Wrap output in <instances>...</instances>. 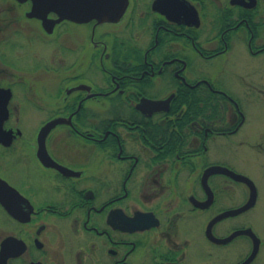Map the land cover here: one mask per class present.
Instances as JSON below:
<instances>
[{
	"label": "flooded vegetation",
	"instance_id": "af4514ba",
	"mask_svg": "<svg viewBox=\"0 0 264 264\" xmlns=\"http://www.w3.org/2000/svg\"><path fill=\"white\" fill-rule=\"evenodd\" d=\"M29 10L40 32L12 28L7 47L50 52H33L30 68L6 62L37 71L38 91L29 75L0 81L12 91L4 127L13 131L0 142V179L26 213L0 201V264L245 263L253 236L220 239L253 230L236 220L257 203L221 218L251 190L238 201L239 182L209 170H233L221 150L251 145L249 108H264V0H128L117 21L63 19L51 32ZM22 113L43 116L35 134L12 124ZM58 119L41 156L39 132ZM257 236L246 264H264Z\"/></svg>",
	"mask_w": 264,
	"mask_h": 264
},
{
	"label": "rangeland",
	"instance_id": "374dc122",
	"mask_svg": "<svg viewBox=\"0 0 264 264\" xmlns=\"http://www.w3.org/2000/svg\"><path fill=\"white\" fill-rule=\"evenodd\" d=\"M29 9V4L18 6L17 2L14 0H0V81L5 80L4 77L9 74L29 75L30 80L34 81V88L32 84L31 90L36 92L40 89V85L38 81H36L38 72L27 73V71L19 67H32L34 64H37V61L34 60L32 56L33 52L40 51L46 56L50 52V49L40 48L38 51H34V47L36 46L32 45L33 47H31V44L29 45L27 42H22L20 44L24 47L20 53H17V51L10 45L7 47V35L12 32V28L15 30L16 28L32 26L40 32V25L37 20L25 18V16H23L24 12ZM11 17H14L13 23L11 22ZM16 17H19V22H17ZM17 37L22 39L21 34L17 35L15 40L19 39ZM6 62H13L14 65L17 64L19 67L12 68ZM257 107V105H251L249 108V123L245 128L248 130V135L252 140V144L239 145L232 148L223 146V149L221 150V158L224 159L223 161H228L234 171L244 174L254 181L258 191L257 204L250 212L239 217L238 220H236V223L239 224L241 221L247 222V218L250 219V224L252 225L254 232L264 238V108L259 109ZM42 118L43 116L41 114L39 115L36 113L15 114L12 116V124L17 126L19 124L20 127L25 130L26 134L30 136L36 133L42 122ZM240 137L241 134L238 138L240 139ZM235 187L238 189L239 201L241 199L240 197H242V195L245 196L247 193V186L243 183H238L235 184ZM2 216L3 214L0 211V238L4 237L7 232V223L3 220L4 218H2ZM236 242L239 249L245 245L246 236L239 237ZM222 252L223 255L225 253L228 254L229 248H222ZM262 257L264 258V249L260 259Z\"/></svg>",
	"mask_w": 264,
	"mask_h": 264
},
{
	"label": "water",
	"instance_id": "95a60500",
	"mask_svg": "<svg viewBox=\"0 0 264 264\" xmlns=\"http://www.w3.org/2000/svg\"><path fill=\"white\" fill-rule=\"evenodd\" d=\"M20 3H26L31 1L32 6L30 11L28 12L29 17H37L43 20L44 27L47 29L48 32L52 31V28L56 25V23L62 21L63 19H69L75 22L83 23L88 22L91 20H98L99 22L103 21H117L119 20L127 5L128 0H16ZM51 13H55L58 15V18L54 19L49 17ZM12 96L11 89L0 87V142L5 144H11L13 140V131L6 130L4 125L7 119L9 118V108L8 103ZM59 122L58 120H52L48 122L45 126H43L39 132L38 141H39V155H45L44 151L46 152L45 141L48 133L51 129ZM41 152V153H40ZM214 171H221L238 182H243L247 184L251 190L250 199L247 203L243 206L232 209L224 212L221 218H224L229 215H236L247 209L253 207L257 202L258 191L254 181L241 173L235 172L227 167L218 166L209 170V173ZM4 187L10 189L15 194L14 203L13 205L8 204L5 196H6V189ZM17 197L23 198L20 193L15 190L13 187L9 186L5 181L0 179V201L2 204L8 209V211L14 215L18 219H25L24 215H26L25 211L21 208L16 206L18 203ZM29 215V213H27ZM29 216H27L28 218ZM241 234H248L254 237L255 247L253 254L248 258V260L243 263H249L253 260L259 250L260 239L257 235L253 232L251 228L248 229H240L235 231L233 234L226 238L220 239L222 243H226L231 241L234 237L241 235ZM9 239L3 242V251H6V244L8 243ZM2 254V253H1ZM6 259L8 256L4 254Z\"/></svg>",
	"mask_w": 264,
	"mask_h": 264
}]
</instances>
